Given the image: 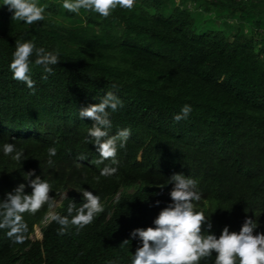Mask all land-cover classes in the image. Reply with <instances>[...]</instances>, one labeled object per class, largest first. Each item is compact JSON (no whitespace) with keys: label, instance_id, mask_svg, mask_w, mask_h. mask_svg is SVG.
I'll use <instances>...</instances> for the list:
<instances>
[{"label":"trees","instance_id":"obj_1","mask_svg":"<svg viewBox=\"0 0 264 264\" xmlns=\"http://www.w3.org/2000/svg\"><path fill=\"white\" fill-rule=\"evenodd\" d=\"M204 1L198 5L205 12L220 8L236 18L226 35L196 33L193 13L174 0H135L132 9L108 17L38 0L45 18L33 25L12 20L0 6V144L14 143L27 157L20 167L0 154V198L35 170L51 184L54 213L67 215L72 200L80 207L81 188L99 195L104 209L83 229L70 226L62 235L51 219L40 226L46 205L25 213L23 243L0 232V264H128L138 242L121 243L132 229L152 226L169 202L171 185H164L176 173L197 180L202 199L194 211L210 216L217 235L225 225L238 232L246 217L259 224L254 234L264 233V0ZM250 14L258 17L249 20ZM17 40L59 53L47 80L32 67L35 92L8 70ZM113 83L123 106L111 113L110 134L128 127L130 136L117 150V172L99 177L103 165L84 141L92 121L77 111L97 103ZM185 103L192 112L174 122ZM50 146L57 148L51 168ZM81 154L85 160L77 161Z\"/></svg>","mask_w":264,"mask_h":264},{"label":"clouds","instance_id":"obj_2","mask_svg":"<svg viewBox=\"0 0 264 264\" xmlns=\"http://www.w3.org/2000/svg\"><path fill=\"white\" fill-rule=\"evenodd\" d=\"M134 4L135 0H61V7L69 13L78 14L83 9L101 17H108L117 8L130 10ZM0 6L6 7L12 20L25 25H33L45 18L46 6L38 3V0H0ZM59 62L57 50L36 46L32 40H17L8 70L13 80L22 82L30 92H35L36 81L32 78V67H40V79L43 81L53 74V66ZM117 87L113 83L110 90L103 91L96 98L97 103L81 107L77 111L79 118L92 121L84 141L90 142L95 148L94 163L103 165L99 170V177L112 176L117 172V150L125 147L130 136L128 127L110 134L111 113L123 106L122 100L114 91ZM192 110L190 104H183L179 112L173 114V121L186 120ZM0 154L20 167L21 162L27 159L23 148L9 142L0 144ZM56 155L55 146L47 148L45 164L49 168L55 165L53 157ZM84 160L83 154L78 156L77 161ZM22 177L24 182L6 191L0 198V232L13 244H21L27 238L29 227L25 213L34 215L45 205L50 210L40 226L51 219L59 225L57 231L61 235L70 226L75 227L78 232L91 224L98 213L104 211L101 197L81 188L80 207L72 200L67 207V215L54 213L55 197L49 195L52 192L50 182L41 175H36L35 170L22 173ZM166 185H171L169 202L152 220V226L132 229L128 238L121 243L123 246L129 245L131 240L138 242L135 252L129 253L128 264H200L202 260L206 262L213 257V264H264V233L255 231L254 234V230L259 227L255 218L246 217L238 232L230 231L229 226L225 225L217 235L212 231L210 216H205L202 211H194V202L202 199L196 179L176 173L167 179L164 186ZM26 188L30 191H26ZM159 203L155 201V205L158 206ZM201 225L204 227L203 231ZM106 264H119V261L108 260Z\"/></svg>","mask_w":264,"mask_h":264},{"label":"rangeland","instance_id":"obj_3","mask_svg":"<svg viewBox=\"0 0 264 264\" xmlns=\"http://www.w3.org/2000/svg\"><path fill=\"white\" fill-rule=\"evenodd\" d=\"M212 1V0H211ZM222 1V0H220ZM253 2H259L260 0H251ZM180 2L184 4L189 11L193 13L195 23L197 24L196 33H203L206 31L210 32H223L226 35L225 29L230 26L233 27L236 25V18L229 17L225 9H214L205 12L202 7H199L198 3L205 4L204 0H174V3L177 5ZM169 12V9H165L160 12L161 15L166 16ZM249 20L256 19V15L250 14ZM247 29V27H246ZM53 210V209H52Z\"/></svg>","mask_w":264,"mask_h":264}]
</instances>
